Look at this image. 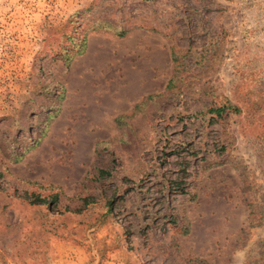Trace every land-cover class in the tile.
Here are the masks:
<instances>
[{"label":"rangeland","instance_id":"obj_1","mask_svg":"<svg viewBox=\"0 0 264 264\" xmlns=\"http://www.w3.org/2000/svg\"><path fill=\"white\" fill-rule=\"evenodd\" d=\"M0 248L264 264V0H0Z\"/></svg>","mask_w":264,"mask_h":264},{"label":"trees","instance_id":"obj_2","mask_svg":"<svg viewBox=\"0 0 264 264\" xmlns=\"http://www.w3.org/2000/svg\"><path fill=\"white\" fill-rule=\"evenodd\" d=\"M88 26L91 29H99V28H107L109 26H112V24H111L110 21H108L106 19L96 18V19H90V21L88 22ZM86 27L83 28V31H82L83 33L89 29L88 27L87 28ZM126 32H127V29H122V30H119L118 31V34L119 35H123ZM84 39L85 38H83V40ZM67 48L70 49V47H68V46H67ZM68 52L69 51H67V53ZM182 53H183V51L180 50L179 44L177 42H173L171 44V60H172V64H173V67H174L175 74H176V72H179L180 71L181 66H182V64L184 62V56L183 55L185 53H183V54ZM172 82H173V79L170 80V83H172ZM170 83H169V85H170ZM231 110L236 111V110H238V108L236 106L232 105V104L226 103V104H223V105H220V106H217V107H212L210 109V111L214 115L219 116V117L222 116L223 113H226V112L231 111ZM136 112H137V109H135V111L133 112L132 115L134 116L136 114ZM137 120H138V118H137ZM117 124L121 128H124V126L121 125L122 124V121L120 120V117L117 119ZM99 172L102 173V174L104 173V171L102 169H100ZM180 190H181V192L184 191V189L182 187H181ZM39 201H42L43 203L48 204V205L55 203V200H47L46 198H42L41 199L40 197H36L35 200L30 199L29 202L30 203H38ZM112 202H113L112 200L108 201V206H109L108 207V211H111L112 210V207H113L112 206L113 205ZM5 254L6 253L3 250V248H0V264H7V260H6Z\"/></svg>","mask_w":264,"mask_h":264}]
</instances>
